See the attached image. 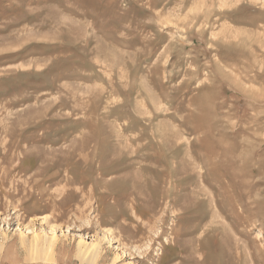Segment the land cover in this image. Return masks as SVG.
Here are the masks:
<instances>
[{"label":"rangeland","instance_id":"374dc122","mask_svg":"<svg viewBox=\"0 0 264 264\" xmlns=\"http://www.w3.org/2000/svg\"><path fill=\"white\" fill-rule=\"evenodd\" d=\"M0 264H264V0H0Z\"/></svg>","mask_w":264,"mask_h":264}]
</instances>
